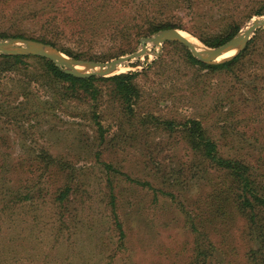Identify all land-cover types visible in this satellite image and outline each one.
Here are the masks:
<instances>
[{"label":"trees","instance_id":"trees-1","mask_svg":"<svg viewBox=\"0 0 264 264\" xmlns=\"http://www.w3.org/2000/svg\"><path fill=\"white\" fill-rule=\"evenodd\" d=\"M0 5V20L2 17L17 28L31 23L39 31L38 35L13 36L49 43L77 59L102 61L134 51L140 38L168 28L185 29L215 47L235 36L251 17L264 15V0H0ZM260 32L264 29L258 30L236 57L218 64L199 61L178 42L167 43L180 49L186 67L195 69L189 87L200 86L196 75L236 78V83L218 94L215 104L223 111L219 113L214 106L212 125L198 117L162 113L159 98L152 105L154 98L138 81L143 72L79 78L49 59L23 55L0 54V115L20 134L18 123L41 124L49 112L73 104L76 116L89 120L99 145H116L120 138L141 140L145 157L152 161L146 165L155 169L152 181L173 188L170 194L193 234L187 264H226L230 253L223 243L240 220L247 262L264 264V142L244 139L234 123L241 113L251 115L249 108L264 106L259 73L247 74L250 81L242 78L251 64H257L264 74V34L258 35ZM4 36L0 29V38ZM101 43L105 45L102 53H93ZM221 121L225 123L219 125ZM115 127L117 131L108 139L107 133ZM159 134L169 138L171 150L181 146L187 152L183 158L177 157V171L161 166L158 154L163 147L156 146L157 154H153L149 141ZM23 146L29 154L22 157L12 156V145L0 144V179L6 182L0 191V264H48L58 241L69 240L73 223L83 215L90 176L69 159L53 155L46 145ZM103 165L106 173H101L109 177L108 191H100L101 203L109 206L107 216L116 237L107 264H118L116 257L127 249V232L119 211L124 191L121 182L155 187L152 181L134 179L111 162ZM17 172L21 177L13 184L11 174ZM74 202L78 205H72ZM20 207L44 212L48 224L44 228L33 224L31 231L22 234L15 226L16 208Z\"/></svg>","mask_w":264,"mask_h":264},{"label":"rangeland","instance_id":"rangeland-1","mask_svg":"<svg viewBox=\"0 0 264 264\" xmlns=\"http://www.w3.org/2000/svg\"><path fill=\"white\" fill-rule=\"evenodd\" d=\"M258 16L264 15L251 17L240 31ZM1 19L0 29L7 35L2 37V39L23 38L40 41L28 37L13 36L18 33L38 35L39 31L36 25L27 23L17 28L13 27L11 23L5 21L2 17ZM187 24L190 25L189 20H187ZM260 29H264V27ZM180 30L195 37L207 46L191 32L185 29ZM263 34V32H260L258 35L262 36ZM142 38H140V41ZM140 41L134 51L141 48ZM168 42L177 41L163 43L161 50L157 45H149V54L127 63L120 73L127 71L143 72L138 77V81L151 94V98H154L152 105L156 104L158 102L157 98H159L162 113L179 117H198L202 118L207 125H212L216 117L214 106H217L215 102L219 99L218 94H223L226 87L236 83V78H231L229 75L227 77L217 75L211 78L196 75L197 80L201 82L200 86L195 89L194 87H189L188 84L193 83L192 78L194 77L195 69L190 66L186 67L183 63L180 49L174 45L167 44ZM98 46L95 47L97 49H94L93 53H102L105 48L104 43ZM159 50L160 54L156 56L155 53ZM156 61L158 63H154ZM252 71L259 73V78L264 84V74L261 75L262 69L257 64H251L248 72L242 74V78L250 81L247 74ZM259 96H264V90L260 92ZM224 104V102L218 103V105ZM217 108L219 113L223 111L221 106H217ZM248 110L252 111L251 115L248 112L241 113L234 122L235 131L244 134L246 137L244 139L264 142V106L259 109L251 107ZM49 113L41 124L35 121H31L29 124L18 123L19 127L17 125L16 127L21 131L20 134H17L18 132L10 121L0 115L2 117L0 122V144L12 145L13 147L9 148L12 156L21 155L22 157L29 154L28 152L25 153L24 144L33 147L43 144L48 147L53 155L69 159L88 173L91 178H88L91 185L88 186V194H85L84 197L87 200V204L84 205L83 215L78 221L73 223L74 227H72V231L68 236L69 240L60 239L58 241L59 243L51 252L49 258L50 260L52 257L53 260L48 264H107L110 260L108 257L109 253L113 250V240L116 237L112 234L111 223L107 216L108 205L101 203L100 191H108L107 178L109 177V175L101 173L102 171L105 172L103 163H113L134 179L152 181L155 169L153 166V169L148 166L152 165V161L145 157L146 152L141 140L126 142L123 138H120V142L116 145L108 142L99 145L94 139V130L89 120L76 116L73 104H70L68 108H61V111ZM224 123V121H221L219 125ZM216 130L218 129L216 128ZM114 131H117L116 127L107 133L108 139L111 138L110 134ZM174 139L175 137H172V140ZM152 140L149 141L152 151L158 145L163 147V151L158 154L159 158L162 159L161 166L164 168L167 165L177 171L179 169V158H183L187 154L185 148L178 146L179 148L171 150V145L167 144L169 138L162 134ZM231 142L237 141L230 140ZM12 150L15 151V154ZM153 154H157V151H154ZM97 157H99V160H97ZM90 172L93 173L89 174ZM11 176L13 177V184H16L19 181L18 178L21 177H18V172L17 174L12 173ZM177 177H179V174ZM152 182L155 189L134 182H121V190L124 191L119 201V211L127 232V249L116 257L119 259L118 264H187L192 254L193 234L185 223L184 215L178 206L179 204L173 200L170 194L173 188L170 185H161L154 178ZM5 183L3 179H0V191H2V186ZM188 190H186L187 193ZM198 192L199 190H196V193ZM0 205H2L1 202ZM72 205L78 204L74 202ZM16 211L17 221L15 226L22 230V234L31 231L33 224H37L38 228H44L45 224L49 222L46 214L35 207H20V209L16 208ZM24 219H27V222H24ZM242 224L241 220L238 221L237 226L232 231L233 235L229 236L227 241L223 243V247L225 245L227 252L230 253L226 259V264H249L245 258L247 246L241 233ZM36 232L38 233L37 230ZM46 233L47 230L42 235H46ZM116 262L109 263L116 264ZM35 263L41 264L40 261Z\"/></svg>","mask_w":264,"mask_h":264},{"label":"water","instance_id":"water-1","mask_svg":"<svg viewBox=\"0 0 264 264\" xmlns=\"http://www.w3.org/2000/svg\"><path fill=\"white\" fill-rule=\"evenodd\" d=\"M264 27V16L252 19L240 32L222 45L208 47L203 44V49L196 48L195 44L182 34V30L177 28L162 29L151 36L141 39V48L137 51L121 55L108 61H94L72 58L51 44L36 40L23 38H0L1 55H25L39 56L51 60L58 68L65 73L79 78L91 76L108 77L119 74L121 67L137 58H141L150 53L149 45H157L162 49L163 43L167 41H177L184 44L191 51L192 55L199 61L207 64H218L229 61L241 53L248 45L256 31ZM236 48L234 55L226 59L220 57ZM160 50L155 53L159 56ZM77 64H83L86 70H81Z\"/></svg>","mask_w":264,"mask_h":264},{"label":"bare ground","instance_id":"bare-ground-1","mask_svg":"<svg viewBox=\"0 0 264 264\" xmlns=\"http://www.w3.org/2000/svg\"><path fill=\"white\" fill-rule=\"evenodd\" d=\"M182 34H183L185 37H187L190 41H192V42L195 44L196 48H198L199 50H200V49H203V48H202V47H203V44H202L199 40H197L195 37H193V36H191V35L185 33L184 31H182ZM236 51H237V49L234 48V49H232V50H230V51L224 53V54L220 57V59H226V58H229L230 56L234 55V54L236 53ZM77 67L80 68L81 70H86V67H85L83 64H77ZM121 68L123 69L124 67H121ZM122 69H121L120 71H122Z\"/></svg>","mask_w":264,"mask_h":264}]
</instances>
